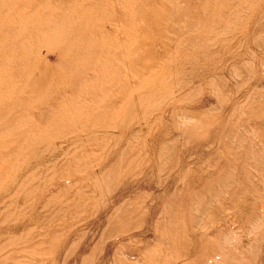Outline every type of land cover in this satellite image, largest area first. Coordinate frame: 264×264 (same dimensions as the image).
I'll return each mask as SVG.
<instances>
[{"label": "rangeland", "instance_id": "1", "mask_svg": "<svg viewBox=\"0 0 264 264\" xmlns=\"http://www.w3.org/2000/svg\"><path fill=\"white\" fill-rule=\"evenodd\" d=\"M0 264H264V0H0Z\"/></svg>", "mask_w": 264, "mask_h": 264}, {"label": "bare ground", "instance_id": "2", "mask_svg": "<svg viewBox=\"0 0 264 264\" xmlns=\"http://www.w3.org/2000/svg\"><path fill=\"white\" fill-rule=\"evenodd\" d=\"M7 39V38H6ZM22 55V54H21ZM23 58V57H22ZM30 63V62H29ZM47 70V69H46ZM62 73V72H61ZM63 74H64V72H63ZM13 75V74H12ZM53 76H55V75H53ZM59 80V79H58ZM45 83V82H44ZM50 83V82H49ZM41 85V84H40ZM46 87V86H45ZM50 88V87H49ZM63 88V87H62ZM54 89V88H53ZM46 92V91H45ZM57 92V91H56ZM43 94V93H42ZM233 149V148H232ZM234 150V149H233ZM234 153V152H233Z\"/></svg>", "mask_w": 264, "mask_h": 264}]
</instances>
